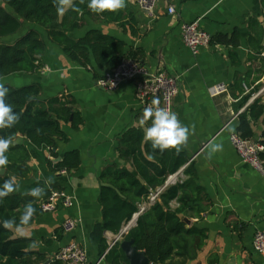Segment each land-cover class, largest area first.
Masks as SVG:
<instances>
[{"label": "crops", "instance_id": "1", "mask_svg": "<svg viewBox=\"0 0 264 264\" xmlns=\"http://www.w3.org/2000/svg\"><path fill=\"white\" fill-rule=\"evenodd\" d=\"M72 1L68 0L65 8ZM169 5L175 13L167 12ZM124 7L134 13L136 35L124 33L115 23L89 19L70 35L77 38L89 28L100 29L123 40L125 49H141L142 64L149 74L166 72L177 77L179 91L173 99V113L188 129L184 148L192 159L195 183L203 197L197 202L200 218L195 212L188 215L190 223L206 229L197 258L188 264H208L212 256L217 258L214 264H264V255L252 247L255 231L264 228V176L240 158L229 140L230 133L236 131L238 114L257 96L264 103V54H257V43L251 44L250 37L255 39L257 32L249 26L251 19L261 24L264 46V0H156L153 17L147 16L136 0H124ZM195 20L211 37L236 31L237 44L210 43L193 55L181 39L180 25ZM43 38V67L27 75L41 84V99L70 96L82 122L77 128L62 123L67 140L59 141L56 150L62 155L77 149L81 162L78 169L68 173L52 172L47 165L49 150L18 134L29 154V171L15 180L16 190L30 194L33 189L46 191L56 184L72 197L73 204L41 212L31 224L11 230L14 237L33 240L34 250L44 255L42 264H55L56 252L70 240L85 248L86 264H114L99 255L90 239L93 223L101 220L98 175L112 162L134 171L130 162L118 158L117 137L129 126H141L145 131L144 111L135 98L132 81L102 89L91 70L69 59L45 34ZM105 71H98L99 76ZM237 80H241L244 93L260 84L244 104V93L233 88ZM251 123L252 140L258 141L264 124L261 119ZM170 206L175 208L178 203L172 200ZM67 217L77 220L70 233L62 231ZM104 236L111 245L116 234L105 231Z\"/></svg>", "mask_w": 264, "mask_h": 264}, {"label": "trees", "instance_id": "2", "mask_svg": "<svg viewBox=\"0 0 264 264\" xmlns=\"http://www.w3.org/2000/svg\"><path fill=\"white\" fill-rule=\"evenodd\" d=\"M88 0H73L62 12L57 10L54 0H0V37L16 34L21 28L20 19L32 26L18 34L12 41H0V79L14 73L34 74L42 69L41 56L46 49V42L37 28H40L48 41L58 44L63 53L72 61L91 70L93 76L100 78L98 71L115 68L123 58H133L142 64L143 51L129 46L113 35L97 28H89L80 37L70 35L76 29L92 21L115 23L121 30L136 35L134 13L123 7L117 12L101 10L94 12L87 6ZM8 8V9H6ZM251 29L257 35L250 37L251 44L257 43V54L264 53L261 45L262 27L256 20H250ZM37 27V28H36ZM237 32L226 36L217 34L210 43L237 44ZM241 80L234 83L238 93H244ZM8 88L4 102L10 104L12 114L18 120L11 126L0 127V138L11 140L3 153L7 163L0 166V190L6 182L13 183V191L0 197V264H42L44 255L34 250V242L27 237H14L11 227L31 224L41 214L40 202L51 191L62 190L53 184L40 195L19 193L15 180L25 177L29 171L26 162L29 158L26 147L14 143L18 134L24 136L36 147H46L50 158L47 165L52 172H70L80 166L77 149L59 154L57 143L66 141L62 123H70L77 128L82 122L79 112L74 109L69 95L52 96L41 99L42 86L32 82L20 86L3 84ZM260 84L243 94L244 104ZM264 93V91H263ZM146 127L152 126V118L142 113ZM261 119L264 124V103L257 96L239 114L236 132L243 138L252 139V123ZM141 126H129L117 137L116 151L118 158L130 162L134 171L118 166L115 162L106 164L98 175V201L101 207V220L95 221L90 231V239L98 247L99 255L114 264H129L120 247L121 240H132L138 250H143L150 264H188L197 258L205 238L206 229L195 223L187 224L180 214L189 218L188 213L195 212L200 218L201 209L197 205L203 199L202 189L195 183V173L184 148V143L161 151L153 148L152 141L144 137ZM264 148V129L258 140ZM264 166V150L259 152ZM180 170V171H179ZM177 174V175H176ZM174 175L172 181L169 176ZM163 188L157 199L150 203L134 220L120 241L109 245L104 236L105 231L118 234L121 228L138 212L142 203L147 202L151 192ZM176 200L178 206L172 208L170 202ZM31 203L35 209L25 222L22 215L26 205ZM5 221H12L5 227ZM212 256L208 264H214ZM55 264H64L54 260ZM201 264V263H195Z\"/></svg>", "mask_w": 264, "mask_h": 264}, {"label": "built area", "instance_id": "3", "mask_svg": "<svg viewBox=\"0 0 264 264\" xmlns=\"http://www.w3.org/2000/svg\"><path fill=\"white\" fill-rule=\"evenodd\" d=\"M136 4L147 16H154L156 0H136ZM167 12L169 14L175 13L174 7L169 5ZM180 34L183 43L193 55H196L201 48L210 45V34L198 25L197 20L182 22L180 25ZM125 81H132L134 83L135 98L143 111L147 108H160L173 113V99L179 91L176 76L166 72L149 74L145 66L135 59L123 58L115 68L103 72L96 82L102 89H114ZM229 140L240 158L253 166L264 176V166L259 157V152L264 150L263 146L258 143V141L243 138L236 131L230 133ZM64 172L65 171H61V173ZM173 177L174 175L169 176L167 182L171 181ZM162 189V187L157 188L149 194L147 202L140 205L138 212L135 213L131 220H129L127 224L121 228L120 232L116 234L112 244L121 240L138 214L157 199ZM72 204V197L65 191L53 190L46 199L40 202V209L42 212H52L58 206L70 207ZM76 226L77 220L67 217L62 222V231L64 233H70ZM252 247L254 251L264 255V228L255 231ZM54 259L60 260L64 264H86L87 252L80 243L70 240L56 252Z\"/></svg>", "mask_w": 264, "mask_h": 264}, {"label": "clouds", "instance_id": "4", "mask_svg": "<svg viewBox=\"0 0 264 264\" xmlns=\"http://www.w3.org/2000/svg\"><path fill=\"white\" fill-rule=\"evenodd\" d=\"M67 2L68 0H54L57 10L60 12L64 10L63 6ZM87 6L94 12L101 10L115 11L124 7V0H88ZM8 91V88L0 84V127L11 126L13 122L18 120V116L12 114L11 105L4 102V97ZM145 117L153 118L152 126L148 127L144 132L145 139L152 141L153 148L159 147L163 151L186 141L188 129L179 123L174 113L160 108H147ZM10 143V139L0 138V166L7 163V157L3 153L8 149ZM216 147H221V145ZM11 191H13V183L6 182L3 185V190H0V197L7 195ZM30 195L38 196L40 192L38 189H33ZM34 211L35 209L31 203L26 205L22 220L26 222ZM12 223V221H5L4 226L9 227Z\"/></svg>", "mask_w": 264, "mask_h": 264}, {"label": "water", "instance_id": "5", "mask_svg": "<svg viewBox=\"0 0 264 264\" xmlns=\"http://www.w3.org/2000/svg\"><path fill=\"white\" fill-rule=\"evenodd\" d=\"M21 136H17L14 140V143H20ZM4 168H0V174L4 173ZM179 217L181 220L190 224V219L186 216L180 214ZM120 247L124 252V255L129 264H150L148 257L146 256L143 250H138L132 243V240H121Z\"/></svg>", "mask_w": 264, "mask_h": 264}, {"label": "rangeland", "instance_id": "6", "mask_svg": "<svg viewBox=\"0 0 264 264\" xmlns=\"http://www.w3.org/2000/svg\"><path fill=\"white\" fill-rule=\"evenodd\" d=\"M8 9V8H6ZM9 10V9H8ZM21 22V28L20 30L11 36H7V37H0V41H12L18 34H20L21 32H23L24 30H26L27 28L31 27L32 25L22 19H20ZM37 28V27H36ZM41 35L44 37V33L40 28H37ZM27 74H22V73H14L11 74L7 77H3L0 79V84H4V83H10V84H14L15 86H20V85H24V84H28V83H32L33 81L30 80L31 77ZM26 81V82H25Z\"/></svg>", "mask_w": 264, "mask_h": 264}]
</instances>
